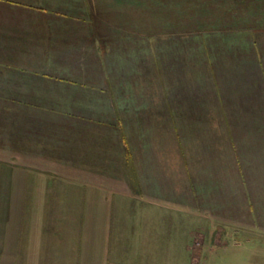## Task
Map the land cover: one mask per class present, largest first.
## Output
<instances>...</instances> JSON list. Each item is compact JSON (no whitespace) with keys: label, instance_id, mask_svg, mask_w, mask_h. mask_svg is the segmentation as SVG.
I'll list each match as a JSON object with an SVG mask.
<instances>
[{"label":"crops","instance_id":"1","mask_svg":"<svg viewBox=\"0 0 264 264\" xmlns=\"http://www.w3.org/2000/svg\"><path fill=\"white\" fill-rule=\"evenodd\" d=\"M0 153L74 264L263 257L264 0H0Z\"/></svg>","mask_w":264,"mask_h":264},{"label":"rangeland","instance_id":"2","mask_svg":"<svg viewBox=\"0 0 264 264\" xmlns=\"http://www.w3.org/2000/svg\"><path fill=\"white\" fill-rule=\"evenodd\" d=\"M12 157L20 158V155L0 153V264L84 262L76 260L79 210L75 203L62 201L70 188H57L55 201H46V194L38 192L45 190V186H34L30 191L37 192L29 199L24 196V162L16 163ZM32 175L30 177L41 178L40 174ZM44 178L47 182L48 178ZM129 252L136 254L138 251ZM219 252L218 260L206 258L202 262L195 258L198 252L194 250V260L189 264H264V256L255 255L259 251L251 256L250 249L239 245L232 249L221 247ZM206 254L210 257L212 251H206ZM133 257L137 259L135 255Z\"/></svg>","mask_w":264,"mask_h":264}]
</instances>
